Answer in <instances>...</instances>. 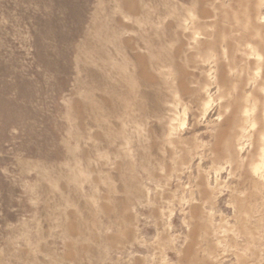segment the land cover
<instances>
[{"label":"rangeland","instance_id":"obj_1","mask_svg":"<svg viewBox=\"0 0 264 264\" xmlns=\"http://www.w3.org/2000/svg\"><path fill=\"white\" fill-rule=\"evenodd\" d=\"M0 264H264V0H0Z\"/></svg>","mask_w":264,"mask_h":264}]
</instances>
